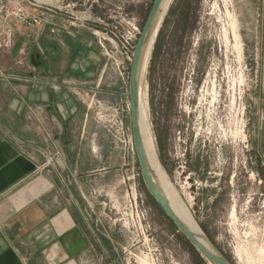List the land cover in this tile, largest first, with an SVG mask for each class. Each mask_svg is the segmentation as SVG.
Masks as SVG:
<instances>
[{
	"label": "rangeland",
	"instance_id": "rangeland-1",
	"mask_svg": "<svg viewBox=\"0 0 264 264\" xmlns=\"http://www.w3.org/2000/svg\"><path fill=\"white\" fill-rule=\"evenodd\" d=\"M14 1L0 0V26H10V46L17 24L8 14ZM17 1L43 19L48 8L67 11L72 21L76 19L73 27L87 21L105 30L107 23L129 15L141 31L154 3ZM185 1L193 6L198 1L197 20L190 19L184 44L178 46L180 31L175 30ZM171 7L174 13L159 61L153 69L151 52L140 78L157 154L179 197L230 262L264 264V0H172L161 27ZM131 64L124 65L123 75L116 72L127 86ZM113 111L126 133L132 134L130 106L124 116ZM132 154L125 181L117 188L115 200L107 203L114 227L113 255L124 264H142L143 258L151 264H212L150 192L135 146ZM133 198L138 209L132 213L129 200ZM124 212L131 215L123 218Z\"/></svg>",
	"mask_w": 264,
	"mask_h": 264
},
{
	"label": "crops",
	"instance_id": "crops-1",
	"mask_svg": "<svg viewBox=\"0 0 264 264\" xmlns=\"http://www.w3.org/2000/svg\"><path fill=\"white\" fill-rule=\"evenodd\" d=\"M48 9L0 46V264H124L107 203L134 157L97 111L124 116L129 85L99 26Z\"/></svg>",
	"mask_w": 264,
	"mask_h": 264
},
{
	"label": "built area",
	"instance_id": "built-area-1",
	"mask_svg": "<svg viewBox=\"0 0 264 264\" xmlns=\"http://www.w3.org/2000/svg\"><path fill=\"white\" fill-rule=\"evenodd\" d=\"M36 6V5H35ZM34 9H38V6ZM1 13V9H0ZM11 18L20 24H34L39 27L42 26L46 19H43L40 14L35 10L29 9V7L17 0L13 2L12 9L8 13ZM2 19L3 16L0 15ZM76 24V19L72 21L71 25ZM105 30H100V43L104 49L105 55L108 57L111 65H114V70L120 75L122 74V68L128 62H132L134 50L137 39L141 34V29L135 22V18L129 15H125L116 23L106 24ZM12 30L8 24L0 26V46L9 47L12 41ZM109 63V62H108ZM107 65V64H106ZM108 66V65H107ZM98 120L106 125L115 135L116 139L131 149H134V142L132 134H127L121 118L114 112L104 110L103 108L97 111ZM133 201V202H132ZM131 212L134 209H138V202L136 198L129 200ZM131 215V213H129ZM128 212L122 214L123 218L125 215H129ZM140 221V217L137 216Z\"/></svg>",
	"mask_w": 264,
	"mask_h": 264
},
{
	"label": "water",
	"instance_id": "water-1",
	"mask_svg": "<svg viewBox=\"0 0 264 264\" xmlns=\"http://www.w3.org/2000/svg\"><path fill=\"white\" fill-rule=\"evenodd\" d=\"M164 2L165 0H154V3L147 17V20L142 28L141 34L136 43L131 69H130V78H129L130 118H131V130H132V136H133L136 154L138 156L141 165L145 182L150 192L157 200L159 205L163 208V210L167 213V215L172 219V221L175 223L178 229L195 245V247L202 253V255L205 256L208 259V261L211 262L212 264H232L230 260L217 248V246L213 244L212 241L210 244L211 246H207L203 244L198 239V237L185 225V223L175 213L163 189L155 181L153 177V171L149 167L147 156L145 153V148H144L140 125H139L140 78H141L143 60L147 52V48L151 40V37L153 35V32L159 22V15L162 11V6Z\"/></svg>",
	"mask_w": 264,
	"mask_h": 264
},
{
	"label": "bare ground",
	"instance_id": "bare-ground-1",
	"mask_svg": "<svg viewBox=\"0 0 264 264\" xmlns=\"http://www.w3.org/2000/svg\"><path fill=\"white\" fill-rule=\"evenodd\" d=\"M172 0H165L162 11L159 15V22L153 32V35L151 37V40L149 42L147 52L145 54L143 65H142V71H141V77L146 72L149 59L151 56L152 48L154 45V42L157 37V33L159 31V28L161 27L163 18L165 17L170 4ZM230 14V13H229ZM237 34V33H236ZM226 35V34H225ZM236 37V36H235ZM237 38V37H236ZM143 81V80H142ZM148 97L144 94L142 90V85L140 86V102H139V125L141 130V135L143 139V144L145 148V153L147 156L148 164L151 170L153 171V177L155 181L160 185V187L163 189L165 195L167 196L169 203L171 204V207L175 211V213L179 216V218L185 223V225L198 237V239L205 245L211 246V240L208 237L207 233L204 231V229L201 227V225L197 222L191 211L189 210V207L185 204V201H183L179 197V192L174 189L171 184L170 177L168 175V172L163 167L159 156L157 154L156 145L154 141V136L152 134V129L149 123V112H148ZM130 104V102H129ZM235 211V210H234ZM263 245V244H262ZM257 248V247H256ZM264 248V247H262ZM240 253V252H239ZM264 254V253H263ZM142 264H151L147 258L142 259Z\"/></svg>",
	"mask_w": 264,
	"mask_h": 264
},
{
	"label": "trees",
	"instance_id": "trees-1",
	"mask_svg": "<svg viewBox=\"0 0 264 264\" xmlns=\"http://www.w3.org/2000/svg\"><path fill=\"white\" fill-rule=\"evenodd\" d=\"M194 4L195 5L193 6V4H191L189 1L188 2L185 1L183 6L184 8L183 16L181 19L182 21L180 20L182 22V25L180 26L179 24L180 21L178 24L176 22L177 28L175 30V33L180 31V35H178V41H177L178 46H182L184 44V39H185L184 37L188 32L190 19L193 18L194 21L197 20L198 1H196ZM173 13H174V7H171V9L169 10V19L168 18L165 19V22L163 26L160 28L158 35L156 37L152 51V57H151V67L153 69L155 65L158 63L161 51L166 43V36H167L166 26L170 21V15H173ZM172 32H174V29Z\"/></svg>",
	"mask_w": 264,
	"mask_h": 264
}]
</instances>
